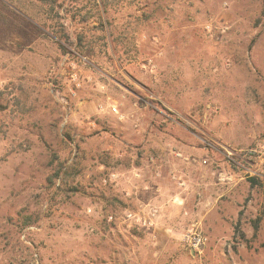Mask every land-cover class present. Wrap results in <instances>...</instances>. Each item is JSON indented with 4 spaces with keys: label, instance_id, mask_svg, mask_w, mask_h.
<instances>
[{
    "label": "rangeland",
    "instance_id": "374dc122",
    "mask_svg": "<svg viewBox=\"0 0 264 264\" xmlns=\"http://www.w3.org/2000/svg\"><path fill=\"white\" fill-rule=\"evenodd\" d=\"M107 5L0 0V264H264V0Z\"/></svg>",
    "mask_w": 264,
    "mask_h": 264
},
{
    "label": "crops",
    "instance_id": "0c3cea01",
    "mask_svg": "<svg viewBox=\"0 0 264 264\" xmlns=\"http://www.w3.org/2000/svg\"><path fill=\"white\" fill-rule=\"evenodd\" d=\"M146 167L149 168V171H144V170L137 171L136 169H134L131 172L139 174V176H142L145 173H147V176H146L147 181L142 182L140 184L139 192L145 194L146 198L148 199L149 198L155 199V205H157L158 207L157 211L159 212V217H158L159 219L158 223H159L160 221L162 222L164 220L162 218L163 216L168 215L167 217H172V213L170 212L172 208V201L177 202L178 200L183 199V197H181V195L177 193H169L168 187H164L165 188L164 189L162 185H159L160 184L158 183L159 180H161L166 175L165 170H169L168 173H170L171 175L177 174V175L185 176L187 174H191L194 168L190 169L191 166L188 164H185L184 162L181 163V162H174V161H169L168 163L159 162V161L149 162L146 164ZM161 193H163V196L166 197L165 199L170 200L168 202V205L164 204V203H167V201L160 202L158 201L159 199L157 200V197L160 196ZM179 203H182V201H179ZM162 209H165V210L163 211Z\"/></svg>",
    "mask_w": 264,
    "mask_h": 264
},
{
    "label": "trees",
    "instance_id": "16d2710c",
    "mask_svg": "<svg viewBox=\"0 0 264 264\" xmlns=\"http://www.w3.org/2000/svg\"><path fill=\"white\" fill-rule=\"evenodd\" d=\"M38 2L44 4V5H49L52 8V10L54 11L55 10V7L56 5L58 4V0H37ZM108 0H102V5L105 7V11L107 12L108 11ZM98 5V4H96ZM263 16H264V11H263ZM101 22V26L102 28H104V24L102 22V18L99 14V18H98ZM129 28V24L125 27H123V29L121 30H114L111 29V36L114 38V43L117 45H120L122 48L123 47H128L129 45H131L132 43L135 42V38L133 36H130V30L128 29Z\"/></svg>",
    "mask_w": 264,
    "mask_h": 264
},
{
    "label": "built area",
    "instance_id": "2783aa9c",
    "mask_svg": "<svg viewBox=\"0 0 264 264\" xmlns=\"http://www.w3.org/2000/svg\"><path fill=\"white\" fill-rule=\"evenodd\" d=\"M152 216H154V214H152ZM129 217H132L131 214ZM110 219H114L113 216ZM137 221H143L144 225H151L153 223L152 218H146L144 220H142V218H139V220ZM183 241L187 247L194 250L201 248L205 244V237L201 231L193 229L184 236Z\"/></svg>",
    "mask_w": 264,
    "mask_h": 264
}]
</instances>
